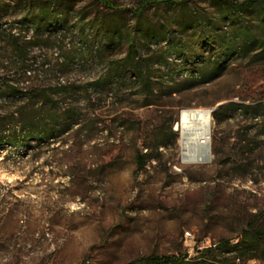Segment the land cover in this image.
<instances>
[{"label":"rangeland","instance_id":"rangeland-1","mask_svg":"<svg viewBox=\"0 0 264 264\" xmlns=\"http://www.w3.org/2000/svg\"><path fill=\"white\" fill-rule=\"evenodd\" d=\"M113 1L123 32L111 40L96 0L59 4L54 27L40 23L35 1L0 0V132L17 126L18 107L40 90L60 113L76 107L56 122L55 139L0 148V264H131L240 242L245 231L241 255L264 261L252 240L264 232V7L234 10L232 20L209 0L151 9L142 45L159 88L150 96L132 71L123 69V81L113 75L139 34L140 0ZM174 45L180 56H169ZM216 49L222 62L211 75ZM232 103L259 105L261 117L229 111L219 123L217 111ZM190 109L212 112L208 163L182 161L179 122ZM138 152L147 155L142 170Z\"/></svg>","mask_w":264,"mask_h":264},{"label":"trees","instance_id":"trees-1","mask_svg":"<svg viewBox=\"0 0 264 264\" xmlns=\"http://www.w3.org/2000/svg\"><path fill=\"white\" fill-rule=\"evenodd\" d=\"M35 1L39 9V21L45 27H54L61 24V21L56 18L55 7L61 3L73 0H28ZM102 7L103 16L101 18L97 17L96 22L100 24V30L104 31L108 39L114 40L118 37V34H122V25L117 22V16L123 12L122 7L119 6L113 0H96ZM214 6H217L221 11L224 19L232 20L235 16L234 10L246 11L255 7H264V1L248 0L241 4H231L228 0H209ZM186 3L180 0H140L137 9L133 10L134 17L136 19L137 33L130 38L128 49L125 57L121 62L117 63L111 69L113 71L114 77H119L120 80H125L123 77L124 70L132 71L137 83H139V90L146 93V95L153 96L159 88V83L154 79V60L149 56H144V45H142L143 40L147 36L152 35V31L147 24V16L151 9L167 7L172 8ZM242 34L250 36L252 34L250 28H242ZM156 42H161V38L154 39ZM153 41V42H155ZM155 44V43H154ZM157 44V43H156ZM176 46H171V51L169 56L179 55L176 52ZM216 61H209L206 67L209 69L211 75L215 74L221 65V55L220 51L216 49ZM180 56V55H179ZM125 71V72H126ZM210 75V76H211ZM102 80V79H101ZM100 81V80H99ZM17 92H20V88H14ZM176 93V91H173ZM38 97L37 99H27L28 101H23L22 105L18 107L17 114L19 115V121L17 126L12 130H5L0 132V148L5 146L13 147H23L29 145L32 142H46L51 139H55L59 132L56 129V122L59 118L69 117L71 113L75 110V106H70L65 113H60L53 95L49 90H40L35 92ZM152 105V103H147L146 106ZM239 110L242 114H248L252 116L254 120L261 117V111L259 105H249L246 103L236 104L232 103L219 108L215 118L220 123V114L228 113L229 111ZM15 114L12 117L15 118ZM224 143L216 136V146L215 154L219 157L223 154ZM236 150L235 156L238 162L245 159L244 147L240 144ZM254 148L250 149V154H254ZM138 170H142L147 165V155L138 152L137 155ZM249 239V232L245 231L239 245H233V241H225L221 243L218 252L208 249L205 250L202 256L196 255L192 258L191 255H170V256H149L135 261L131 264H231V259L227 256L230 252H238L239 247L243 246L246 250V241ZM258 245L264 246V232H254L253 239ZM241 245V246H240ZM238 246V247H237ZM234 247V248H233ZM224 253V254H223ZM243 253V252H242ZM220 254V256H219ZM226 256V257H225ZM225 257V258H224ZM254 257V254L251 255ZM259 258V257H257ZM227 262V263H226Z\"/></svg>","mask_w":264,"mask_h":264},{"label":"bare ground","instance_id":"bare-ground-1","mask_svg":"<svg viewBox=\"0 0 264 264\" xmlns=\"http://www.w3.org/2000/svg\"><path fill=\"white\" fill-rule=\"evenodd\" d=\"M179 129L182 135V161L184 163L199 164L210 162L212 159V112L205 109L184 110L180 117ZM232 244L239 245V241H233ZM239 251H245L243 246L239 247ZM241 252L240 254L238 252L228 253L231 254L227 255L231 259V264H237V262L244 258ZM195 256L193 255L192 258Z\"/></svg>","mask_w":264,"mask_h":264},{"label":"built area","instance_id":"built-area-1","mask_svg":"<svg viewBox=\"0 0 264 264\" xmlns=\"http://www.w3.org/2000/svg\"><path fill=\"white\" fill-rule=\"evenodd\" d=\"M193 233L190 231H186L185 233V240L186 242H193ZM192 245V244H191ZM221 246V242H213V243H204L202 242L201 244H193L192 245V252L189 253V255H197L198 258L199 256H202L203 252L205 250L211 249L214 250L215 252H218V248H220ZM233 254V253H232ZM227 255H231V254H227ZM220 256V254H219ZM237 264H264V261H262L261 259L257 258L256 256L251 257V256H245L244 258H242L239 262H237Z\"/></svg>","mask_w":264,"mask_h":264}]
</instances>
